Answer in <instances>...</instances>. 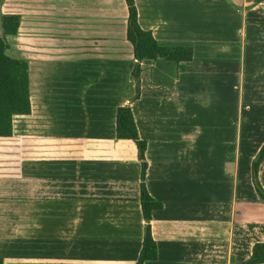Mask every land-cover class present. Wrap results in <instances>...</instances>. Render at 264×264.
Wrapping results in <instances>:
<instances>
[{"label": "crops", "instance_id": "0c3cea01", "mask_svg": "<svg viewBox=\"0 0 264 264\" xmlns=\"http://www.w3.org/2000/svg\"><path fill=\"white\" fill-rule=\"evenodd\" d=\"M135 5L160 44L192 45L194 56L142 60L131 101L125 0H20L14 11L31 98L35 86L66 123L36 135L84 141L80 159L34 160L46 169L31 181L36 227L14 242L19 264L135 263L145 224L140 163L135 143L115 138L116 108L127 103L147 141V191L162 203L150 220L157 259L143 264H241L264 238V202L251 181L264 142V0ZM258 176L264 188V160Z\"/></svg>", "mask_w": 264, "mask_h": 264}, {"label": "trees", "instance_id": "16d2710c", "mask_svg": "<svg viewBox=\"0 0 264 264\" xmlns=\"http://www.w3.org/2000/svg\"><path fill=\"white\" fill-rule=\"evenodd\" d=\"M2 0H0V3ZM127 6L126 39L132 46L135 63L132 76L135 94L139 96V74L142 60H169L176 64L193 60L192 45H162L149 29L138 22L135 0H125ZM20 25L17 12H0V182L1 179L21 180L23 161L40 159H80L83 157V139L62 135H16L13 130L15 116L31 113V87L29 64L25 58L7 54L8 36L16 35ZM115 138L130 139L137 147L140 163L139 202L145 221L141 248L134 264L157 259L156 242L151 233V213L162 207L147 191L145 177L149 162L145 156L147 141L139 136L130 104L119 105L115 111ZM264 160V142L251 161V181L259 199L264 202V188L259 180V165ZM33 184L34 182H30ZM34 189V185H33ZM0 264L4 259L0 256ZM241 264H264V238L253 243L250 256Z\"/></svg>", "mask_w": 264, "mask_h": 264}, {"label": "rangeland", "instance_id": "374dc122", "mask_svg": "<svg viewBox=\"0 0 264 264\" xmlns=\"http://www.w3.org/2000/svg\"><path fill=\"white\" fill-rule=\"evenodd\" d=\"M20 9V0H2L0 3V12H14ZM116 14L118 16V7H116ZM117 22V21H116ZM116 22L109 24H115ZM10 43L7 49V54L11 56L19 57V43L18 37L14 38L8 36ZM34 80V79H33ZM35 81V80H34ZM33 81V83H34ZM240 85V83H239ZM31 98V113L25 116H15L13 119V130L16 135H36V134H48L56 133L54 131H67L62 125L66 126L65 122H56L55 120H62L64 118L59 117V110L61 107H48L53 105L51 98H37V88L32 87ZM60 100L61 98H55ZM58 106L60 103H56ZM56 110V112H52ZM53 115V116H52ZM54 115H57L54 116ZM52 126V127H51ZM192 127V124H190ZM132 143L131 140H127ZM135 146V145H134ZM132 147V145H131ZM135 146V152H136ZM127 150V154H132ZM111 151L109 150V154ZM113 154V153H112ZM111 154V155H112ZM115 154V153H114ZM46 169L45 166H40L34 160L23 161L21 165V180L19 179H1L0 182V253H3L5 257L15 258L10 259L8 264H19L20 246L18 245L19 239L22 235L32 234V231H27L31 225L33 229L35 226V207L36 197L34 194L33 184L34 176L37 173H43L41 170ZM51 167L47 171H50ZM45 170V173H47ZM49 174V173H47ZM27 224V225H26ZM29 224V226H28ZM13 240V241H12ZM17 240V241H16Z\"/></svg>", "mask_w": 264, "mask_h": 264}]
</instances>
